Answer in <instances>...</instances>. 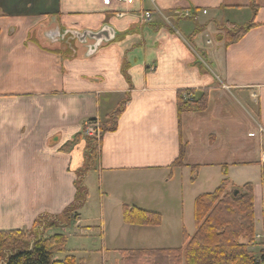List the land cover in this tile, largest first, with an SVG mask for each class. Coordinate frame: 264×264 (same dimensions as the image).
<instances>
[{
    "label": "crops",
    "instance_id": "1",
    "mask_svg": "<svg viewBox=\"0 0 264 264\" xmlns=\"http://www.w3.org/2000/svg\"><path fill=\"white\" fill-rule=\"evenodd\" d=\"M253 3L257 26L227 46L224 26L249 23ZM104 29L111 40L88 55L95 41L76 33ZM180 91L207 93L206 109L180 114ZM122 106L84 175L99 177L107 199L152 175L170 197L176 186L178 200L196 201L210 193L194 188L208 168L222 184L224 166L229 176L264 166V0H0V231L30 230L75 201L85 124L108 122ZM182 145L184 164L173 166ZM254 195L263 235L260 184Z\"/></svg>",
    "mask_w": 264,
    "mask_h": 264
},
{
    "label": "trees",
    "instance_id": "2",
    "mask_svg": "<svg viewBox=\"0 0 264 264\" xmlns=\"http://www.w3.org/2000/svg\"><path fill=\"white\" fill-rule=\"evenodd\" d=\"M253 19L245 25L229 23L224 26V39L227 46L238 43L255 23L256 4ZM179 113L187 110L203 111L207 107V93L201 98L193 97L190 91H180L177 97ZM120 107L108 122H101L102 135L114 129L121 114ZM84 135V134H83ZM89 142L86 172L94 167L97 143ZM185 146L173 166H183ZM197 169V168H194ZM196 171V170H195ZM227 175V166L223 167ZM233 185L225 177L222 184L213 192L201 194L195 201L196 231L193 235L184 234L181 247L122 250L121 264H264V250L256 256L250 245L256 242L255 195L252 182L242 186ZM75 201L59 215L39 217L30 230L0 231V264H80L73 255L65 259H55V255L65 252L68 239L64 234L41 237V226L54 228L61 217L79 215L85 206L89 190L84 178L76 182ZM264 190V182H263ZM124 221L140 226H159L162 216L155 211L140 207L124 206Z\"/></svg>",
    "mask_w": 264,
    "mask_h": 264
},
{
    "label": "rangeland",
    "instance_id": "3",
    "mask_svg": "<svg viewBox=\"0 0 264 264\" xmlns=\"http://www.w3.org/2000/svg\"><path fill=\"white\" fill-rule=\"evenodd\" d=\"M217 170L215 167L205 170L204 176L200 178L201 182H198L194 188L200 193L215 190L221 184V175H217ZM222 173L224 174L223 169ZM85 174L86 171L82 170L79 178H84ZM224 176L240 186L245 182H252L254 187L260 184L263 188L264 166H237L233 171L231 170V177L228 170L227 175ZM85 182L89 194L85 206L80 210L83 222H80V215L77 217L72 215L69 218L61 217L56 220L57 226L54 228L50 229L43 225L38 230V235L44 238L56 234H64L67 237L66 251L55 255V259L62 260L73 255L80 264H121L122 250L181 247L185 232L193 235L196 231L195 201L190 198L193 195H187L183 203L178 200L180 198L175 193L180 187L175 186L176 191L172 192L170 197L167 192L171 190V186L166 185L162 178L144 176L143 182L140 179H135L134 182L128 179L124 188L114 191L111 199L101 195L102 185L98 176L91 173L88 181ZM262 201V216L258 224L264 218V190ZM125 202L131 205L142 204L139 206L159 211L163 225L137 226L125 223L123 207L128 205ZM256 233V242L250 247L258 245L259 238V252H262L264 231L263 235H259L256 228Z\"/></svg>",
    "mask_w": 264,
    "mask_h": 264
},
{
    "label": "water",
    "instance_id": "4",
    "mask_svg": "<svg viewBox=\"0 0 264 264\" xmlns=\"http://www.w3.org/2000/svg\"><path fill=\"white\" fill-rule=\"evenodd\" d=\"M107 30L108 29H104V30L99 31V32L85 31L83 33H78V32L76 33L77 37L79 39H81V41L85 42L88 38L95 41V44L92 46V49L89 48L88 55L93 54L104 41L108 42L111 40V37H110L109 33L107 32ZM59 32H60L59 30L52 31L49 33V37L54 39L55 35L59 34Z\"/></svg>",
    "mask_w": 264,
    "mask_h": 264
},
{
    "label": "built area",
    "instance_id": "5",
    "mask_svg": "<svg viewBox=\"0 0 264 264\" xmlns=\"http://www.w3.org/2000/svg\"><path fill=\"white\" fill-rule=\"evenodd\" d=\"M125 3H131L132 0H120ZM146 18L150 19L152 17V14L150 12L146 13ZM185 16H192L190 13H185ZM84 136L86 138H89L90 140L94 141L95 143H99L102 137V130H101V122L99 119H92L90 121H87L84 127ZM263 162H264V155H263Z\"/></svg>",
    "mask_w": 264,
    "mask_h": 264
}]
</instances>
